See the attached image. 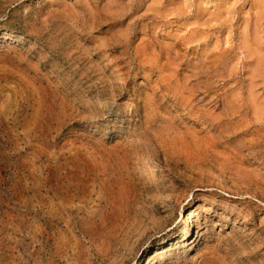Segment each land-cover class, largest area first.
<instances>
[{
	"label": "rangeland",
	"instance_id": "rangeland-1",
	"mask_svg": "<svg viewBox=\"0 0 264 264\" xmlns=\"http://www.w3.org/2000/svg\"><path fill=\"white\" fill-rule=\"evenodd\" d=\"M0 264H264V0H0Z\"/></svg>",
	"mask_w": 264,
	"mask_h": 264
},
{
	"label": "bare ground",
	"instance_id": "bare-ground-1",
	"mask_svg": "<svg viewBox=\"0 0 264 264\" xmlns=\"http://www.w3.org/2000/svg\"><path fill=\"white\" fill-rule=\"evenodd\" d=\"M92 2V1H91ZM213 2V1H212ZM263 2V1H262ZM260 3V2H259ZM258 4V3H257ZM221 178V177H220ZM223 179V178H222Z\"/></svg>",
	"mask_w": 264,
	"mask_h": 264
}]
</instances>
